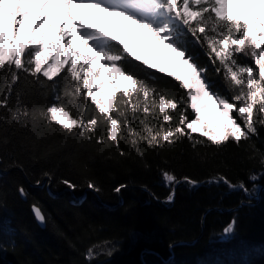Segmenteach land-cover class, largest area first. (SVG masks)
Masks as SVG:
<instances>
[{"label":"snow or ice","instance_id":"6c2138e0","mask_svg":"<svg viewBox=\"0 0 264 264\" xmlns=\"http://www.w3.org/2000/svg\"><path fill=\"white\" fill-rule=\"evenodd\" d=\"M86 14H99L104 24L117 21L118 30L127 33L129 39L106 31L98 23H85ZM145 31L147 50L157 45L167 49L168 61L177 65L173 71L160 67L152 72L157 66L137 54ZM189 33L205 48L213 65L219 62L215 70L222 72L226 90L234 95L228 97L212 90L207 69L188 52ZM129 67L140 68L143 78L130 72ZM22 73L33 78V86L48 89L54 102L46 108L35 103L29 108L22 99L25 92L15 90V106L10 107ZM117 74L126 86H121ZM168 77L186 93L195 118L189 119L181 110L183 96L177 99L159 85ZM0 110V164L10 143L7 128L19 125L31 132L32 137L24 140L35 149L45 134L40 129L41 120L46 128L59 126L56 131L78 141L110 143L117 148L124 141L142 160V144L158 149L187 138L195 148L202 141L194 133L217 147L225 143L240 147L258 135V125L264 126V0H0ZM176 113L178 122L174 120ZM150 119L157 123H150ZM101 125L105 133L97 134ZM248 148L252 150L248 158L258 155L261 166L259 173L248 176L253 182L251 190L243 181L232 184L220 174L204 183H224L230 189L243 190L249 201L257 198L259 186L255 181L264 176V152L254 143H248ZM118 155L128 157L131 152L120 150ZM12 164L21 167L15 161ZM161 174L165 185L173 189L164 201L168 204L174 202L177 184L195 188L201 183L187 176L178 180L166 170ZM43 177L53 179L49 172ZM40 183L38 179L36 184ZM60 183L72 190L77 188L69 179L62 178ZM87 187L100 191L91 180ZM125 187L121 184L113 191L119 194ZM18 192L27 196L23 187ZM32 210L38 221L46 222L38 206L34 204ZM235 226L233 218L219 238L230 239ZM9 243L15 248L13 241ZM3 248L0 240V250ZM117 251L116 242L105 240L89 246L84 259L92 264L98 257H111Z\"/></svg>","mask_w":264,"mask_h":264},{"label":"trees","instance_id":"16d2710c","mask_svg":"<svg viewBox=\"0 0 264 264\" xmlns=\"http://www.w3.org/2000/svg\"><path fill=\"white\" fill-rule=\"evenodd\" d=\"M188 52L207 69L213 91L228 97L235 94L226 90L222 72H216L219 62L213 65L205 48L195 43L190 33ZM128 70L143 78L140 68ZM31 81L30 75L21 74L10 107L15 106V90L25 92L22 99L29 108L33 103L46 108L54 102L48 89L39 84L33 86ZM159 85L177 99L183 96L181 110L187 112L189 119L195 117L186 102V93L171 77L167 82L159 81ZM88 114L91 116L92 111ZM174 120L178 122V113ZM149 122L157 123L152 119ZM58 127L46 128L41 120L40 129L45 134L35 149L24 140L32 137L28 130L19 125L6 130L10 143L0 164V240L4 243L0 264H88L84 259L87 248L105 240L116 242L119 251L111 257L100 256L92 264H264V191L259 201L238 207L245 199L242 190H231L224 183H204L220 174L232 184L243 181L251 190L253 182L248 176L259 173L261 166L258 155L248 158L252 154L248 143L264 152V126L258 125V135L240 147L234 143L217 147L198 133L193 136L202 142L195 148L187 138L158 149L142 144L143 160L124 141L119 148L110 143L96 145L56 131ZM104 133L105 127L101 125L97 134ZM120 150L131 155L121 157ZM13 161L21 167L13 166ZM161 170L174 173L178 180L187 176L203 182L195 188L177 184L174 202L164 203L172 188L165 185ZM44 172L51 173L53 179L43 177ZM62 178L69 179L77 188L72 190L60 183ZM89 180L95 182L99 192L87 187ZM255 183L264 185V176ZM121 184L126 187L115 193L113 189ZM20 187L26 197L18 192ZM34 204L46 217L43 227L33 217ZM233 218L234 235L219 240V234ZM170 244H174L171 250Z\"/></svg>","mask_w":264,"mask_h":264},{"label":"rangeland","instance_id":"374dc122","mask_svg":"<svg viewBox=\"0 0 264 264\" xmlns=\"http://www.w3.org/2000/svg\"><path fill=\"white\" fill-rule=\"evenodd\" d=\"M84 21L85 23H98L94 19H91L87 14L84 16ZM112 33L119 36L122 39H126V40L129 39L127 33L118 30L117 21H114V30ZM147 44H148V37H147V32L145 31V34L141 39L140 45L136 49V51L137 54L140 55L142 59L147 58L150 63L155 64L157 66V68L153 70L156 71L158 68L163 67L165 68L166 72H168V71H173L177 67V65L168 61L167 59L168 51L162 45L155 46L149 52L147 50ZM117 80L121 83L122 87L126 86L127 82L122 81L118 74H117Z\"/></svg>","mask_w":264,"mask_h":264},{"label":"water","instance_id":"95a60500","mask_svg":"<svg viewBox=\"0 0 264 264\" xmlns=\"http://www.w3.org/2000/svg\"><path fill=\"white\" fill-rule=\"evenodd\" d=\"M206 180H208V179H206ZM205 180V181H206ZM203 182V181H202ZM202 182L200 183V184H202ZM199 184V185H200ZM177 186V185H176ZM176 186H175V188H176ZM64 190H67V189H64ZM64 190H62V191H64ZM231 190H233V189H231ZM172 191H173V189H172ZM243 191V190H242ZM262 191H264V185H259V187H258V191H257V198H253V199H251V201L252 200H254L253 202H257V201H259V199H260V195H261V193H262ZM244 192V191H243ZM244 195H245V193H244ZM250 201H249V198H248V196H246L245 195V199L244 200H242L241 202H240V205L238 206V207H240L242 204H244V203H249ZM31 211H32V214H33V217H34V219H35V221H36V223L40 226V227H43L44 226V224H45V222H40V221H38L36 218H35V215H34V213H33V210H32V207H31ZM232 220V219H231ZM230 220V221H231ZM228 225V224H227ZM226 225V226H227ZM225 226V227H226ZM224 229V228H223ZM219 240H221L220 238H218ZM174 245V244H173ZM172 248V247H171ZM171 248H170V250H171Z\"/></svg>","mask_w":264,"mask_h":264},{"label":"bare ground","instance_id":"6f19581e","mask_svg":"<svg viewBox=\"0 0 264 264\" xmlns=\"http://www.w3.org/2000/svg\"><path fill=\"white\" fill-rule=\"evenodd\" d=\"M98 15H99V14H95V15H92V16H89V15H88V16H89L91 19H94L95 21H97L98 24H100V26H102V27L105 28V30L110 31V32H113V30H114V21H113V22H110V23H108V24H104L102 21L99 20ZM179 180H180V179H179Z\"/></svg>","mask_w":264,"mask_h":264}]
</instances>
